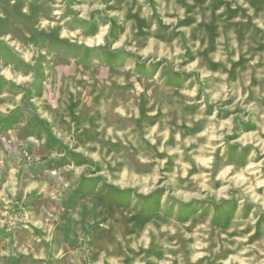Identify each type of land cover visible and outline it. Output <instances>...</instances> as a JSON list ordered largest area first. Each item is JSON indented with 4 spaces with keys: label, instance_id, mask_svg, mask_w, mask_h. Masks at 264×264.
Returning <instances> with one entry per match:
<instances>
[{
    "label": "rangeland",
    "instance_id": "1",
    "mask_svg": "<svg viewBox=\"0 0 264 264\" xmlns=\"http://www.w3.org/2000/svg\"><path fill=\"white\" fill-rule=\"evenodd\" d=\"M0 264H264V0H0Z\"/></svg>",
    "mask_w": 264,
    "mask_h": 264
}]
</instances>
